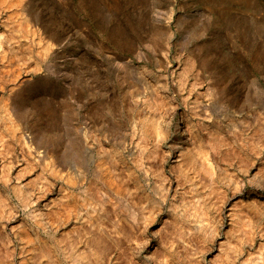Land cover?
I'll return each mask as SVG.
<instances>
[{"label": "rangeland", "instance_id": "obj_1", "mask_svg": "<svg viewBox=\"0 0 264 264\" xmlns=\"http://www.w3.org/2000/svg\"><path fill=\"white\" fill-rule=\"evenodd\" d=\"M263 248L264 0H0V264Z\"/></svg>", "mask_w": 264, "mask_h": 264}, {"label": "bare ground", "instance_id": "obj_2", "mask_svg": "<svg viewBox=\"0 0 264 264\" xmlns=\"http://www.w3.org/2000/svg\"><path fill=\"white\" fill-rule=\"evenodd\" d=\"M176 131H177V133H178V135L180 134V137H182L184 134H186V126H184V128H182V127H177L176 128ZM179 151H178V154H177V156H176V158L175 159H177L178 158V162L181 164L182 162H184V160L181 162V160L182 159H191V157H190V152H189V150L187 149V147H185V149L183 150V148H179L178 149ZM200 151V150H199ZM202 151V150H201ZM203 156V155H202ZM204 158V157H203ZM206 158V157H205ZM176 161V162H177ZM182 166V165H181ZM204 169L203 170H205V175L210 179V178H213L214 176H215V174H214V172H213V170H212V164H210L209 163V161L208 160H204V163H203V165H201ZM115 173V172H114ZM115 174H117V173H115ZM119 175H121V174H119ZM217 175V174H216ZM114 176V177H113ZM112 177H109V179H107V182H106V185L111 189V190H113L114 192H115V194L116 195H121L122 193V195L124 196V198L126 199V196H127V194L128 193H126V187L125 188H122V186H121V188H120V186L118 185L119 183L117 182L118 181V178L117 177H115V175H113ZM122 177V176H121ZM199 179V178H198ZM220 179V178H219ZM224 179V178H223ZM221 180V179H220ZM214 183V182H213ZM213 183H211V184H213ZM210 184V185H211ZM123 185V184H122ZM85 187V186H84ZM210 187V186H209ZM108 188V189H109ZM97 189V188H96ZM98 190H99V188H98ZM215 190V189H214ZM213 190V191H214ZM84 191H85V189H84ZM91 190H89V192H90ZM128 191V190H127ZM122 192V193H121ZM130 192V191H129ZM91 194V193H90ZM114 194V195H115ZM87 195H89V194H87ZM129 195V194H128ZM84 196V195H83ZM217 196H219V195H217ZM97 197V196H96ZM95 197V198H96ZM130 197V196H129ZM215 198H216V196H215ZM96 199H98V198H96ZM95 199V200H96ZM88 201V200H87ZM84 202V201H83ZM90 202V201H89ZM109 202V201H108ZM105 203V202H104ZM114 204V203H113ZM92 205V204H91ZM98 205H100V204H98ZM95 207H98V206H95ZM94 207V208H95ZM103 207V206H102ZM111 207H113V206H111ZM234 206H232V207H230L229 209H228V215H227V218H228V220H229V224H231V222L232 221H235L234 219H235V209L233 208ZM83 212L84 213H88V212H90V213H88L89 215L92 213V212H94V208L93 207H91L90 205H87V204H85L84 205V203H83ZM114 208V207H113ZM64 209V208H63ZM100 209V208H99ZM99 209L97 210V211H99ZM67 210V209H66ZM65 210V211H66ZM73 210V209H72ZM104 210H106V209H104ZM68 211V210H67ZM83 214V213H82ZM95 214V213H94ZM81 215V214H80ZM84 215V214H83ZM87 215V214H86ZM86 215H85V217H86ZM92 215H93V213H92ZM95 216V215H94ZM88 217H90V216H88ZM98 218V217H97ZM96 218V219H97ZM93 219V218H92ZM100 219V218H99ZM89 221V219H86V221ZM81 221H82V219H81ZM96 221V220H95ZM94 221V222H95ZM91 222V221H90ZM93 222V223H94ZM237 222V221H236ZM92 223V222H91ZM91 224V225H89V226H91V227H87V229L85 230V234L87 233L88 235L90 234V235H95L96 233H98L99 231H100V228H98L97 227V230H95L94 228L96 227V225L95 224ZM102 223V222H101ZM87 225V224H86ZM99 225H102V224H99ZM105 225V224H104ZM231 226V225H230ZM84 228V227H83ZM107 228V227H106ZM102 229V228H101ZM235 229V228H234ZM229 230V229H228ZM232 230V229H231ZM230 230V231H231ZM232 232V231H231ZM81 233V232H80ZM103 233V232H102ZM82 234H83V232H82ZM86 234V235H87ZM85 235V239L87 240V243H88V239H90V238H88L89 236H86ZM97 236V235H96ZM25 237L26 238H28V236L25 234ZM105 238V237H104ZM95 239V238H94ZM90 241H92V240H90ZM94 241V240H93ZM92 241V242H93ZM29 244H32V241L30 240V243ZM86 245V244H85ZM223 246V244L222 243H219L218 244V252H217V254H216V258L218 259V258H221L222 256H223V258H224V255L226 256V252H225V249L222 247ZM225 248H226V246H224ZM224 249V250H223ZM263 250H264V248H263ZM261 253V255H262V252H260ZM228 256V255H227ZM263 259H264V257H262ZM226 259H227V257H226ZM258 259H259V257H258ZM223 260V259H222ZM228 260V259H227ZM218 261V260H217ZM244 262L245 261H243V264H244ZM165 263H167V262H165ZM258 262L256 261V262H254V260H253V262L251 263V264H257ZM215 264H217V262L215 263Z\"/></svg>", "mask_w": 264, "mask_h": 264}]
</instances>
